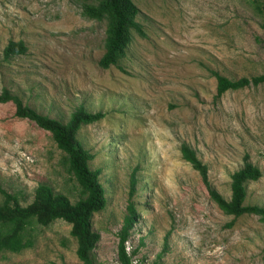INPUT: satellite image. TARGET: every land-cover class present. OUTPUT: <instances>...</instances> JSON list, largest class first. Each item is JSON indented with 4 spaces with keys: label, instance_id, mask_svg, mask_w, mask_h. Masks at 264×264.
I'll return each mask as SVG.
<instances>
[{
    "label": "rangeland",
    "instance_id": "obj_1",
    "mask_svg": "<svg viewBox=\"0 0 264 264\" xmlns=\"http://www.w3.org/2000/svg\"><path fill=\"white\" fill-rule=\"evenodd\" d=\"M132 1L145 37L133 34L125 58L102 69L106 23L83 17L79 3L0 0V93L6 88L62 123L79 106L105 114L77 133L93 156L90 169L101 171L107 198L91 220L100 236L95 264H119L117 234L132 174L138 213L126 244L129 253L137 250L132 264H264V223L225 215L180 154L182 144L190 146L226 200L231 175L249 155L262 177L246 185L245 205L264 208V85L217 99L211 75L262 74L264 0ZM19 41L26 53L5 61L4 48ZM14 111L0 103V188L22 206L40 184L77 201L63 153ZM69 233L62 220L35 225L24 234L32 247L0 252V264H77Z\"/></svg>",
    "mask_w": 264,
    "mask_h": 264
},
{
    "label": "trees",
    "instance_id": "obj_2",
    "mask_svg": "<svg viewBox=\"0 0 264 264\" xmlns=\"http://www.w3.org/2000/svg\"><path fill=\"white\" fill-rule=\"evenodd\" d=\"M81 6L83 17L106 23L104 48L98 65L102 69L117 66L126 56L132 35L145 37L142 25L137 21L138 8L132 0H74ZM264 15V11H263ZM264 26V16L263 23ZM27 48L22 41L9 42L3 50V58L8 61L25 54ZM216 80V98L230 91L247 87L264 85V70L261 75L252 78L230 80L217 72L211 71ZM0 103L13 104L14 117L26 120L38 129L47 132L57 149L63 153V164L69 175L79 187L80 198L71 202L64 194H55L53 189L40 184L34 191L30 204L22 206L18 197L0 188L2 202L0 203V252L21 253L32 247L30 240L24 234L35 225L46 227L57 220H62L70 226V237L76 242L77 264H95L92 253L99 242L100 236L92 230L91 220L94 214L105 210L107 198L105 189L100 183V170H91L89 163L93 156L85 150L77 140V133L83 126L95 124L104 119L102 112L90 113L84 107H77L66 123L38 113L25 104L23 100L3 88L0 93ZM181 158L198 173L201 182L207 190L210 200L225 214L235 219L242 216H255L264 223V208L245 205L246 185L256 182L262 177L260 169L250 162L249 155L243 156L242 167L230 177V199L226 200L210 184L208 167L197 157L196 152L187 144L180 148ZM137 179L130 176V190L126 215L117 234V261L119 264H132L133 256L127 251V242L134 225L138 221V213L133 202L136 193ZM169 233L165 236V243ZM166 245V244H165Z\"/></svg>",
    "mask_w": 264,
    "mask_h": 264
}]
</instances>
